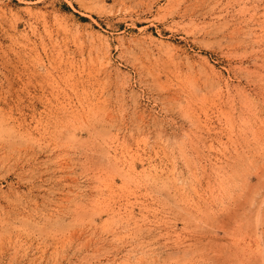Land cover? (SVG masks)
<instances>
[{"label":"rangeland","instance_id":"1","mask_svg":"<svg viewBox=\"0 0 264 264\" xmlns=\"http://www.w3.org/2000/svg\"><path fill=\"white\" fill-rule=\"evenodd\" d=\"M0 264H264V0H0Z\"/></svg>","mask_w":264,"mask_h":264}]
</instances>
